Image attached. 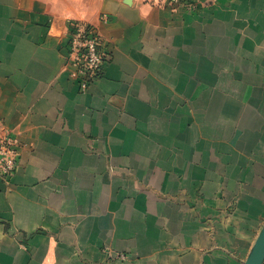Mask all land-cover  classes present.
I'll return each instance as SVG.
<instances>
[{
  "label": "crops",
  "instance_id": "obj_1",
  "mask_svg": "<svg viewBox=\"0 0 264 264\" xmlns=\"http://www.w3.org/2000/svg\"><path fill=\"white\" fill-rule=\"evenodd\" d=\"M77 20L112 53L87 91ZM0 133L21 142L0 264H244L264 223V0H0Z\"/></svg>",
  "mask_w": 264,
  "mask_h": 264
},
{
  "label": "built area",
  "instance_id": "obj_2",
  "mask_svg": "<svg viewBox=\"0 0 264 264\" xmlns=\"http://www.w3.org/2000/svg\"><path fill=\"white\" fill-rule=\"evenodd\" d=\"M158 7L172 10L185 9L197 12L206 0H147ZM68 41V63L72 66L71 75L78 82L82 91H87L91 84L100 77L106 62L111 58V51L99 29L84 20L70 24ZM21 142L9 133H0V177L6 181L14 175L18 167ZM120 257H125L122 254Z\"/></svg>",
  "mask_w": 264,
  "mask_h": 264
},
{
  "label": "water",
  "instance_id": "obj_3",
  "mask_svg": "<svg viewBox=\"0 0 264 264\" xmlns=\"http://www.w3.org/2000/svg\"><path fill=\"white\" fill-rule=\"evenodd\" d=\"M251 245L244 264H264V223Z\"/></svg>",
  "mask_w": 264,
  "mask_h": 264
},
{
  "label": "rangeland",
  "instance_id": "obj_4",
  "mask_svg": "<svg viewBox=\"0 0 264 264\" xmlns=\"http://www.w3.org/2000/svg\"><path fill=\"white\" fill-rule=\"evenodd\" d=\"M122 254H124V253H119V254H117L116 256L117 257H120ZM122 258V257H121Z\"/></svg>",
  "mask_w": 264,
  "mask_h": 264
}]
</instances>
